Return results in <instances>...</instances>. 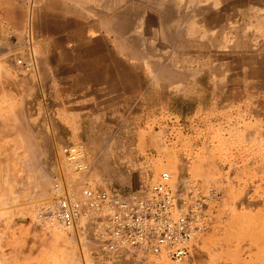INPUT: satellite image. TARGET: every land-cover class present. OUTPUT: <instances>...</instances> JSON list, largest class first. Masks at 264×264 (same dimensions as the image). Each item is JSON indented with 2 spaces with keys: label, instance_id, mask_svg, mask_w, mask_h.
I'll list each match as a JSON object with an SVG mask.
<instances>
[{
  "label": "rangeland",
  "instance_id": "rangeland-1",
  "mask_svg": "<svg viewBox=\"0 0 264 264\" xmlns=\"http://www.w3.org/2000/svg\"><path fill=\"white\" fill-rule=\"evenodd\" d=\"M142 2L87 43L79 0H0V264H92L95 242L38 219L55 184L145 193L162 173L204 197L187 264H264V0Z\"/></svg>",
  "mask_w": 264,
  "mask_h": 264
},
{
  "label": "built area",
  "instance_id": "built-area-1",
  "mask_svg": "<svg viewBox=\"0 0 264 264\" xmlns=\"http://www.w3.org/2000/svg\"><path fill=\"white\" fill-rule=\"evenodd\" d=\"M17 64L26 71L33 69L31 62ZM64 151L68 160H81L77 148ZM169 181L170 175L162 173L145 193H129L88 187L74 192L61 180L38 219L95 242L100 253L92 264L122 256L134 264H160L161 257L169 264H187L192 242L206 228L204 197L193 184L181 193Z\"/></svg>",
  "mask_w": 264,
  "mask_h": 264
},
{
  "label": "crops",
  "instance_id": "crops-1",
  "mask_svg": "<svg viewBox=\"0 0 264 264\" xmlns=\"http://www.w3.org/2000/svg\"><path fill=\"white\" fill-rule=\"evenodd\" d=\"M128 0H79V4L86 5L88 8V35L85 42L90 43L95 41V34L97 25L92 26V22L95 19H102L100 21L103 28L102 35L110 36L114 32L115 35H126L127 34V12L126 7ZM139 2V1H138ZM141 0V4H142ZM137 4V3H136ZM104 12V13H103ZM110 16V21H104ZM119 21V23H117ZM110 27H106V26ZM122 41V40H120Z\"/></svg>",
  "mask_w": 264,
  "mask_h": 264
},
{
  "label": "bare ground",
  "instance_id": "bare-ground-1",
  "mask_svg": "<svg viewBox=\"0 0 264 264\" xmlns=\"http://www.w3.org/2000/svg\"><path fill=\"white\" fill-rule=\"evenodd\" d=\"M166 1V0H165ZM146 2V1H145ZM145 2H144V4H145ZM150 4V3H149ZM147 5V4H146ZM150 7V6H149ZM104 13V12H103ZM207 14V13H206ZM168 25V24H167ZM167 30V29H166ZM5 72V71H4ZM4 138V137H3ZM22 147V146H21ZM9 155V154H8ZM25 158V157H24ZM8 167V166H7ZM25 168V167H24ZM22 169V168H21ZM10 170V169H9ZM26 170V169H25ZM35 174V173H34ZM39 174V173H38ZM28 175V174H27ZM30 175H32V174H30ZM29 175V176H30ZM11 176V175H10ZM40 176V175H39ZM44 176V175H43ZM46 177V176H45ZM30 178V177H29ZM37 178V177H36ZM12 179V178H11ZM26 179V178H25ZM39 179V178H38ZM35 180H37V179H35ZM48 180H49V178H48ZM2 181V180H1ZM21 181V180H20ZM33 182V181H32ZM31 182V183H32ZM39 182V181H38ZM45 182H47V181H45ZM47 183H49V182H47ZM37 184V183H36ZM45 184V183H44ZM48 185V184H47ZM34 186V185H33ZM175 186V185H174ZM181 186V185H180ZM67 188H69V187H67ZM72 188V187H71ZM178 188H179V185H178ZM37 189V188H36ZM180 189V188H179ZM40 190V189H39ZM45 191V190H44ZM75 192H76V190H75ZM38 194V193H37ZM7 202H8V200H7ZM6 202V203H7ZM200 260V259H199ZM203 261V260H202ZM197 262V261H196ZM199 264V263H198Z\"/></svg>",
  "mask_w": 264,
  "mask_h": 264
}]
</instances>
